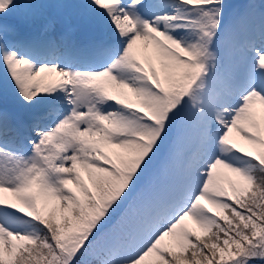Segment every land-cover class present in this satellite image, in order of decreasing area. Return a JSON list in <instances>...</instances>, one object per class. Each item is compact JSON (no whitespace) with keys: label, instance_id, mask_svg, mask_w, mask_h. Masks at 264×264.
I'll return each mask as SVG.
<instances>
[{"label":"snow or ice","instance_id":"obj_1","mask_svg":"<svg viewBox=\"0 0 264 264\" xmlns=\"http://www.w3.org/2000/svg\"><path fill=\"white\" fill-rule=\"evenodd\" d=\"M0 264H264V0H0Z\"/></svg>","mask_w":264,"mask_h":264}]
</instances>
